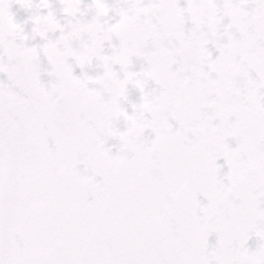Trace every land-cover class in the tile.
<instances>
[{"label":"snow or ice","instance_id":"6c2138e0","mask_svg":"<svg viewBox=\"0 0 264 264\" xmlns=\"http://www.w3.org/2000/svg\"><path fill=\"white\" fill-rule=\"evenodd\" d=\"M0 264H264V0H0Z\"/></svg>","mask_w":264,"mask_h":264}]
</instances>
